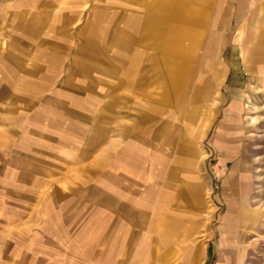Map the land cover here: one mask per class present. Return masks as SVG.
I'll use <instances>...</instances> for the list:
<instances>
[{"label": "rangeland", "instance_id": "obj_1", "mask_svg": "<svg viewBox=\"0 0 264 264\" xmlns=\"http://www.w3.org/2000/svg\"><path fill=\"white\" fill-rule=\"evenodd\" d=\"M258 7L0 0V264H97L134 233L169 252L182 237L202 264L240 260L242 238L264 246V62L244 59ZM242 152L252 217L230 226L223 185Z\"/></svg>", "mask_w": 264, "mask_h": 264}, {"label": "crops", "instance_id": "obj_2", "mask_svg": "<svg viewBox=\"0 0 264 264\" xmlns=\"http://www.w3.org/2000/svg\"><path fill=\"white\" fill-rule=\"evenodd\" d=\"M247 0H236V4H242V2H245ZM184 8V7H183ZM182 8V9H183ZM182 9H177V13H179ZM245 8L239 10L240 13H243ZM184 13L185 11L182 10ZM262 16H259L258 19H256V16L258 13H262ZM180 21H186L185 16H179L177 17ZM193 21L195 20V16L191 18ZM191 22V21H190ZM185 28L183 26H173L172 29H182ZM167 29V28H166ZM249 33V36L245 38V50H244V59L247 65H251L254 63L264 62V7L260 8L258 7L256 10H253V17L251 18V24L247 29ZM259 152V151H258ZM258 155V153H257ZM250 154L241 153V154H234L232 156V159L235 160L234 164L232 165L231 173L229 174V177L224 182L223 190L225 191L226 196L228 197V200L230 203H234V205H237L239 208V214L237 215V218L233 216H228L225 221L229 223V225H234V221H240L242 224L243 222H246V219H249L252 217V214H250L249 209V202L252 199L253 194V175H251L254 166L252 164V161L249 160L251 157ZM256 160V159H255ZM251 161V162H250ZM261 174V171H260ZM259 175V174H258ZM259 180H264L261 177H258ZM230 191L229 195L228 192ZM204 191L202 192V189L199 188L198 190H193V202L198 203V205L203 206L205 204V201L203 199ZM146 217L145 213L138 214L137 218L138 224H142L144 219ZM134 222V220L132 221ZM230 232L236 231L235 229H232L231 227L228 228ZM172 244H175L173 248H171V252H169V247L164 250L161 246L163 244L168 243V241H160V249L153 250V245L150 239L146 238L145 236L141 238H137V236L134 234H131V239L128 240V244H126L125 253L127 256H120V257H114L109 259H103L100 258L97 260V264H202L203 259L201 252H199V248L196 246L189 244L188 247L185 246V240L182 237H175L171 240ZM245 243V240L242 238V249H241V259L234 261V257L237 254H233L232 251H230V254L225 255V258L223 256H215L212 264H264V246H259L255 249L256 252L250 253L249 249L245 251L243 244ZM170 244V242H169ZM125 247V246H123ZM129 247H131V251L129 253ZM227 247V246H226ZM255 248V247H254ZM253 248V250H254ZM21 252V251H20ZM22 254L24 253L21 252ZM250 254L254 255L250 258ZM23 260L19 261L17 263L13 264H43L41 260L34 259L33 261H26L24 256L22 257ZM246 258H248L246 260ZM205 260V258H204ZM92 261L95 260H80V259H71L68 261H60L58 262H48L46 264H91ZM102 261V262H101ZM107 261V262H106ZM172 261V262H171ZM207 262L204 261V263ZM10 264V263H8ZM96 264V263H95Z\"/></svg>", "mask_w": 264, "mask_h": 264}]
</instances>
